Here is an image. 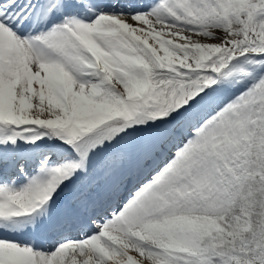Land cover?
I'll return each instance as SVG.
<instances>
[{
    "label": "snow or ice",
    "instance_id": "obj_1",
    "mask_svg": "<svg viewBox=\"0 0 264 264\" xmlns=\"http://www.w3.org/2000/svg\"><path fill=\"white\" fill-rule=\"evenodd\" d=\"M0 264H264V0H0Z\"/></svg>",
    "mask_w": 264,
    "mask_h": 264
}]
</instances>
